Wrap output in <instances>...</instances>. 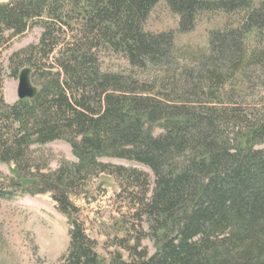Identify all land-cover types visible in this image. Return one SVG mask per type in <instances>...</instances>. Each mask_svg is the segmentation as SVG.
<instances>
[{"label": "trees", "instance_id": "obj_1", "mask_svg": "<svg viewBox=\"0 0 264 264\" xmlns=\"http://www.w3.org/2000/svg\"><path fill=\"white\" fill-rule=\"evenodd\" d=\"M161 1L0 3V52L42 29L37 44L0 64V164L11 167L0 198L52 196L69 223L64 264H264V150L256 148L264 141V108L246 110L226 92L236 88L232 81L255 80L263 92L253 103H264V0H166L181 33L194 30L203 13H244L235 27L212 32L207 55L191 70L172 61L181 56L174 32L145 29ZM106 54L130 70H167L169 90L146 87L131 71L104 70ZM25 68L37 93L8 104L4 72L17 80ZM154 127L163 134L154 136ZM54 142L67 143L76 162L48 170L42 149ZM103 159L147 168L151 196L145 172ZM100 174L134 195L152 255L139 242H122L127 260L97 252L71 195Z\"/></svg>", "mask_w": 264, "mask_h": 264}, {"label": "rangeland", "instance_id": "obj_2", "mask_svg": "<svg viewBox=\"0 0 264 264\" xmlns=\"http://www.w3.org/2000/svg\"><path fill=\"white\" fill-rule=\"evenodd\" d=\"M9 1L12 0H0V3ZM243 17L244 13L240 12L230 15L220 12L203 13L198 18L194 30L181 33L178 31L179 17L171 11L166 0H162L149 14L145 29L154 34L174 32L175 43L181 56L172 61L182 68L187 67L191 70L196 67L194 65L201 54L207 55L212 32L235 27ZM41 32V28H36L13 40L0 52V64L7 67L9 58L14 53L37 44ZM249 42L250 48H254L253 39ZM101 57L104 70L126 73L131 71L132 76L139 80L140 84L156 87L155 91L158 92L165 88L169 90L167 86L171 83L168 82L167 70L158 68L146 71L130 70L127 62L121 57L108 54ZM193 73L195 71L192 70ZM2 81L3 97L8 104H13L17 100L18 80L9 78L8 72L5 71ZM237 81L231 83L236 87L234 90L227 86L226 92L229 97L243 102L238 104L246 110L253 105L264 108V103H253L260 100L263 92L259 82L254 80L244 86L241 78ZM151 133L160 136L163 130L154 127ZM256 148L264 150V141ZM42 151L50 171H56L62 163L76 162L70 146L64 142L48 144ZM103 162L125 168L134 167L145 172L150 180L146 197L151 196L153 176L147 168L119 159H103ZM10 168L0 164V184L6 187L8 185L2 182V177H10ZM120 184L115 177L100 174L74 192L71 201L79 209L78 220L84 224L89 237L95 240L97 252L106 260L116 253H121L124 259H128L127 252L120 246L122 242H129L131 245L139 242L149 255H152L155 249L152 241L146 236L148 226L140 219L132 204L131 199L134 195L130 194L129 190L123 191ZM20 194L13 195L15 198L10 200L0 198V264H64V255L69 244L68 219L58 211L57 203L50 194L36 196Z\"/></svg>", "mask_w": 264, "mask_h": 264}, {"label": "water", "instance_id": "obj_3", "mask_svg": "<svg viewBox=\"0 0 264 264\" xmlns=\"http://www.w3.org/2000/svg\"><path fill=\"white\" fill-rule=\"evenodd\" d=\"M36 95V88L33 86L30 77V70L24 69L19 75L17 96L18 99L33 98Z\"/></svg>", "mask_w": 264, "mask_h": 264}, {"label": "bare ground", "instance_id": "obj_4", "mask_svg": "<svg viewBox=\"0 0 264 264\" xmlns=\"http://www.w3.org/2000/svg\"><path fill=\"white\" fill-rule=\"evenodd\" d=\"M121 185V184H120Z\"/></svg>", "mask_w": 264, "mask_h": 264}]
</instances>
